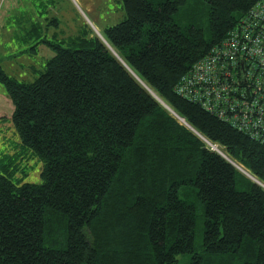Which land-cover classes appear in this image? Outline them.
<instances>
[{"label": "trees", "instance_id": "obj_1", "mask_svg": "<svg viewBox=\"0 0 264 264\" xmlns=\"http://www.w3.org/2000/svg\"><path fill=\"white\" fill-rule=\"evenodd\" d=\"M259 1L122 0L103 38L61 37L57 16L22 28L23 53L54 54L32 82L0 62L19 136L0 157V264H264V186L234 164L264 183V143L176 91ZM222 63L238 101L250 82Z\"/></svg>", "mask_w": 264, "mask_h": 264}, {"label": "built area", "instance_id": "obj_2", "mask_svg": "<svg viewBox=\"0 0 264 264\" xmlns=\"http://www.w3.org/2000/svg\"><path fill=\"white\" fill-rule=\"evenodd\" d=\"M226 57L238 60L241 76L250 82L238 101L232 95L235 86L229 81L236 75V67L224 66ZM176 91L264 143V0L254 6L248 23L231 33L221 51L215 50L195 64Z\"/></svg>", "mask_w": 264, "mask_h": 264}, {"label": "rangeland", "instance_id": "obj_3", "mask_svg": "<svg viewBox=\"0 0 264 264\" xmlns=\"http://www.w3.org/2000/svg\"><path fill=\"white\" fill-rule=\"evenodd\" d=\"M3 1L4 0H0V23L2 17H6V10L8 9L7 5L9 4L10 6V4L12 3L10 1L7 5H4ZM46 1L47 0H38L40 9H42L41 3H46ZM31 3V0H24L23 2L14 0L13 4L16 6H18V4H22L23 6L24 4L25 9L31 6V9L35 11V8H32ZM12 9V13L7 17H11L12 15L13 17H15V15H20L19 8L15 9V7H12ZM199 9L203 10L204 5L201 4L199 6ZM54 16H57L61 24H59V28L56 26H52V31L53 33L59 31L61 37H68L70 35L75 36L82 32L84 29H88V26L95 35H97L98 37H102L103 35H105L107 28L122 22L125 19L126 15L122 0H56L55 8L49 7V13L45 15V17H49V19H52V17ZM33 17H35V14L33 15ZM205 21L206 17H203V19L200 20L201 23H205ZM20 31V29L16 28L15 31L12 30L10 33L7 32L8 36L11 34L10 36L14 38H8V43L5 47H1L2 42L0 39L1 52H6L9 50V52L6 53L5 57H0V62L9 75L17 78L18 80L32 82L39 75V72L34 74L32 68L36 67L38 71L41 70V68L45 66L46 60H42L43 55L40 49L38 52L33 54L23 53L22 50L24 49V47L19 40V35L22 33ZM4 34L2 36L5 38ZM45 46L49 51L52 52V49L49 46ZM150 91L152 90L150 89ZM153 95L161 99L154 92ZM13 113V101L6 92L4 85L0 83V116H2L0 117V157H2L5 153H9L8 151L10 149V146L8 143L10 141L19 140V136L12 121ZM213 146H215V148L223 154V152H221V149H219L217 145L213 144ZM11 153H14V151H12ZM28 164L30 167L34 168L33 170L31 169L29 171L25 182L41 183L43 163L34 159L30 160ZM234 164L250 179L256 182L259 181V179L249 173L240 164Z\"/></svg>", "mask_w": 264, "mask_h": 264}, {"label": "crops", "instance_id": "obj_4", "mask_svg": "<svg viewBox=\"0 0 264 264\" xmlns=\"http://www.w3.org/2000/svg\"><path fill=\"white\" fill-rule=\"evenodd\" d=\"M10 1L12 3L9 6L8 3ZM23 1L24 0H19V2H23ZM31 1H32V3H31L32 4V8H35V11H33V9H31V6L29 8H26L25 9L24 4H23V6H22V4H20V5L18 4V6L14 5L13 4L14 3V0H4L3 1L4 2V5H7L8 4L7 5L8 9L6 10V15H5L6 17H2L1 23H0V30H1L0 39H1V42H2V46L1 47H5L6 44L8 43V38L12 37V36H10L11 34L8 36V33L7 32L10 33L12 30L15 31L16 28L20 29L21 30L20 32H22V28H24V26L25 27L28 26V28H29L30 27L29 25H31L29 23H32V22H39L41 24L44 23V20L46 19V17H40L41 15L37 11L38 9H36V6L39 5L38 0H31ZM15 4H16V2H15ZM12 7H15V9L16 8H19L20 13H23L24 11L27 12L26 13L27 14V17H23L24 20L21 19V20L24 21L23 22L24 23L23 27H22V25L19 22L20 17H15L16 20H14L15 19L14 17H7L8 15H10L12 13V10H13ZM34 14H35V17H33ZM3 34H4L5 38L2 36ZM12 38H14V37H12ZM22 46L24 47V45H22ZM24 49H26V48H24ZM39 49L41 50V53L43 55L42 56V60L43 61L44 60H47L48 58H51L53 56V54H54L53 52L49 51L48 48L45 45H41L39 47ZM8 52H9V50L6 51V52H1V48H0V57L1 56L2 57H5L6 53H8ZM25 54H27V53H25ZM2 93H4V92H2ZM0 117H2V116H0Z\"/></svg>", "mask_w": 264, "mask_h": 264}, {"label": "bare ground", "instance_id": "obj_5", "mask_svg": "<svg viewBox=\"0 0 264 264\" xmlns=\"http://www.w3.org/2000/svg\"><path fill=\"white\" fill-rule=\"evenodd\" d=\"M111 49L113 50V48L111 47ZM114 51V53L116 54V56H118V57H120L121 58V56L117 53V52H115V50H113ZM122 59V58H121ZM123 60V59H122ZM143 82V81H142ZM150 90V89H149ZM153 94V93H152ZM166 107L169 109L170 107H168L167 105H166ZM173 114H175V112L170 108L169 109ZM180 119V118H179ZM181 120V119H180ZM181 121H183V120H181ZM185 122V121H184ZM186 123V122H185ZM209 142V141H208ZM212 146H213V143H211V142H209ZM212 148H214V149H216L214 146L212 147ZM228 160H230V158L228 157V156H226L225 154H223ZM231 161V160H230ZM234 163V162H233ZM246 173V172H245ZM254 182H256V181H254ZM256 183H259L260 185H263L264 186V183H262L261 181L259 182V181H257Z\"/></svg>", "mask_w": 264, "mask_h": 264}, {"label": "water", "instance_id": "obj_6", "mask_svg": "<svg viewBox=\"0 0 264 264\" xmlns=\"http://www.w3.org/2000/svg\"><path fill=\"white\" fill-rule=\"evenodd\" d=\"M102 38V37H101ZM108 44V43H107ZM108 46H109V44H108ZM110 47V46H109ZM110 49H111V47H110ZM128 67V66H127ZM136 75V74H135ZM137 76V75H136ZM138 77V76H137ZM139 78V77H138ZM140 79V78H139ZM143 83V82H142ZM143 85H145L144 83H143ZM145 87H147L146 85H145ZM147 89L149 90V88L147 87ZM152 92V91H151ZM153 93V92H152ZM170 109V108H169ZM176 114V113H175ZM177 115V114H176ZM177 117H179L178 115H177ZM180 118V117H179ZM181 120H183L184 121V119H182V118H180ZM215 147V146H214ZM263 186V185H262Z\"/></svg>", "mask_w": 264, "mask_h": 264}]
</instances>
